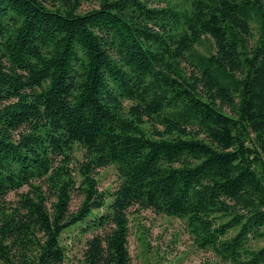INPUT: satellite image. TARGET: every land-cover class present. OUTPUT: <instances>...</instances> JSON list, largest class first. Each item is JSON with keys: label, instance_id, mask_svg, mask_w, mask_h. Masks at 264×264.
Wrapping results in <instances>:
<instances>
[{"label": "trees", "instance_id": "16d2710c", "mask_svg": "<svg viewBox=\"0 0 264 264\" xmlns=\"http://www.w3.org/2000/svg\"><path fill=\"white\" fill-rule=\"evenodd\" d=\"M85 1L0 0V264H66L78 225L130 264L133 209L264 264V0Z\"/></svg>", "mask_w": 264, "mask_h": 264}, {"label": "rangeland", "instance_id": "374dc122", "mask_svg": "<svg viewBox=\"0 0 264 264\" xmlns=\"http://www.w3.org/2000/svg\"><path fill=\"white\" fill-rule=\"evenodd\" d=\"M97 4V0H87L82 10L89 9ZM210 43L198 46L203 52H208ZM85 150L82 147L75 153L82 159ZM78 180L80 177L77 175ZM99 188L113 191L120 182L119 173L115 166L101 168L97 172ZM26 190L27 187L22 188ZM15 194H11L14 198ZM81 202V196L76 190L73 193L71 208L76 209ZM105 211L103 209L100 212ZM130 234L129 250L130 264H226L215 255L212 250L198 248L186 228L185 220L159 214L153 210L133 209L129 213ZM106 226L83 231L80 225L67 230L63 241L67 246L66 264H83L84 249L88 238L96 233L104 232ZM260 240L259 244H263Z\"/></svg>", "mask_w": 264, "mask_h": 264}]
</instances>
